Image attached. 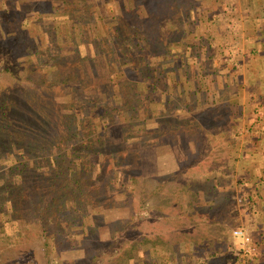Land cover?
Returning a JSON list of instances; mask_svg holds the SVG:
<instances>
[{"label": "rangeland", "instance_id": "rangeland-1", "mask_svg": "<svg viewBox=\"0 0 264 264\" xmlns=\"http://www.w3.org/2000/svg\"><path fill=\"white\" fill-rule=\"evenodd\" d=\"M257 3L0 0V104L47 124L0 145V264H264Z\"/></svg>", "mask_w": 264, "mask_h": 264}, {"label": "trees", "instance_id": "trees-1", "mask_svg": "<svg viewBox=\"0 0 264 264\" xmlns=\"http://www.w3.org/2000/svg\"><path fill=\"white\" fill-rule=\"evenodd\" d=\"M131 33H129L130 37ZM18 102L20 103L19 106H21L20 110H17L11 104H0V145L19 152L17 155L21 154V158H23L26 145L29 144L30 152H35L34 149H36L37 144L34 141L43 135L41 130H45L47 124L44 122L46 113L41 110H32L26 99H18ZM66 135L67 133L64 136ZM18 156L20 157V155ZM19 157L16 159L18 162ZM63 157L66 158L65 155ZM49 161L51 162V159ZM23 169V167H19L18 163L12 168L11 172L13 173L17 170L16 175L21 177L22 173H24Z\"/></svg>", "mask_w": 264, "mask_h": 264}, {"label": "crops", "instance_id": "crops-1", "mask_svg": "<svg viewBox=\"0 0 264 264\" xmlns=\"http://www.w3.org/2000/svg\"><path fill=\"white\" fill-rule=\"evenodd\" d=\"M257 1H258V3H257L256 6H258L260 8V11H259L258 14L255 15L256 18H255V16H253V13L251 11H249L248 14H249V16L251 18L255 19V22L256 23H257V20H258V22L262 23L264 21V0H257ZM262 30H264V28H262ZM256 140L259 141L258 142L259 144L260 143H264V134L261 137H257ZM259 149H261V148H259ZM259 155H260V158H259L258 161H256V159H253V160H250L249 161L250 162L249 167L252 170H250V172L248 173V175L249 174L250 175L253 174L252 171L254 172V168H253L254 166L259 169L261 179H259L260 185L258 186V188L256 190H257L258 193L260 192V193L264 194V186H262V185H264V147H262V150L259 152ZM257 192L255 191V193H257ZM258 193H257V195H258ZM258 196H255V198L257 199ZM260 200H263V202H264V196ZM262 207L264 208V205L263 206H260V209H262ZM260 225H261V223H260ZM261 232H262L261 233L262 234V237L261 238L264 239V231L262 230Z\"/></svg>", "mask_w": 264, "mask_h": 264}, {"label": "clouds", "instance_id": "clouds-1", "mask_svg": "<svg viewBox=\"0 0 264 264\" xmlns=\"http://www.w3.org/2000/svg\"><path fill=\"white\" fill-rule=\"evenodd\" d=\"M230 236L234 243L239 242L241 245H247L251 243L250 230L247 228H237L230 230Z\"/></svg>", "mask_w": 264, "mask_h": 264}, {"label": "built area", "instance_id": "built-area-1", "mask_svg": "<svg viewBox=\"0 0 264 264\" xmlns=\"http://www.w3.org/2000/svg\"><path fill=\"white\" fill-rule=\"evenodd\" d=\"M255 252H256V245L251 236V243L247 245H241V247L239 248V254L242 257V259H244L245 257L250 258L255 254Z\"/></svg>", "mask_w": 264, "mask_h": 264}]
</instances>
